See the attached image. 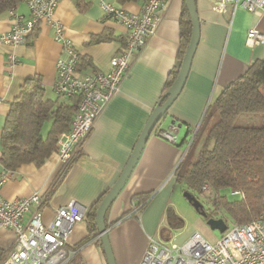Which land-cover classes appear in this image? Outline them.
I'll return each mask as SVG.
<instances>
[{"label": "crops", "instance_id": "crops-1", "mask_svg": "<svg viewBox=\"0 0 264 264\" xmlns=\"http://www.w3.org/2000/svg\"><path fill=\"white\" fill-rule=\"evenodd\" d=\"M27 1L14 8V15L10 10L1 15L0 36L12 29L17 15L29 18ZM109 1L129 12L140 13L147 0ZM196 3L201 39L187 82L168 116L157 127L159 131H171L175 120L178 130L173 132L177 142L169 141L154 130L131 177L106 216L118 264H140L151 238L170 241L174 230L182 227L178 221L182 216L173 206L172 193L176 187L175 170L190 146L184 147L190 128L201 123L209 104L226 86L245 74L253 63L264 59V43L255 47L246 44L250 28L257 27L264 32V13L237 10L224 14L209 0H196ZM185 5V0H168L156 33L131 58L129 75L98 117L80 156L66 171L63 172L56 152L41 166L25 163L13 171L6 170L0 161V174L7 175L1 188L5 198L26 197L35 192L43 194L40 209L46 222L71 200L77 201L88 214L118 179L166 89L170 73L179 64ZM54 17L65 26L66 35L85 58L81 61V74L110 69L112 57L125 45L127 29L124 25L106 16L97 1L61 0ZM98 36L106 39L98 40ZM11 54L17 57L15 64L10 62ZM64 55L63 45L55 39V29L48 21H42L23 44H6L0 40V138L11 102L27 79L41 76L47 97H58L54 91L57 61ZM87 62L89 64L83 65ZM144 194L151 196L145 209L121 218ZM170 207L178 217L169 218ZM88 234L87 219L74 226L69 244L81 249L79 259L73 263L107 264L97 239L99 234L85 241ZM0 235L1 259L13 246L15 237L11 229H1Z\"/></svg>", "mask_w": 264, "mask_h": 264}, {"label": "built area", "instance_id": "built-area-1", "mask_svg": "<svg viewBox=\"0 0 264 264\" xmlns=\"http://www.w3.org/2000/svg\"><path fill=\"white\" fill-rule=\"evenodd\" d=\"M60 1L28 0L29 18L17 15L12 29L2 33L0 40L6 44H23L42 21H48L55 29V39L63 45L65 55L57 61L54 91L61 98L80 96L70 128L62 132L58 140L56 154L64 172L78 159L98 117L129 75L131 58L156 33L168 0H147L140 13L129 12L109 0H88L97 1L106 16L124 25L127 35L122 50L112 57L108 71L87 74H81L77 68L81 53L66 35L65 26L54 17ZM209 1L224 14L237 10L257 15L264 13V0ZM10 12L15 14L14 9ZM263 43L264 32L257 27L247 31L246 44L249 47ZM10 62H17L14 54L10 55ZM176 130L178 127L173 125L171 131H163L161 135L176 143L177 135L173 132ZM6 180L7 175L0 174V230L11 229L15 239L0 264H74V256L81 247L70 245L69 236L77 223L87 219L83 207L71 200L59 207L53 219L46 222L40 209L43 194L35 192L30 196L7 199L1 192ZM235 193L243 195L240 191ZM225 232L214 242L207 240L200 231L184 242L151 238L140 264H264V217L233 223Z\"/></svg>", "mask_w": 264, "mask_h": 264}, {"label": "trees", "instance_id": "trees-1", "mask_svg": "<svg viewBox=\"0 0 264 264\" xmlns=\"http://www.w3.org/2000/svg\"><path fill=\"white\" fill-rule=\"evenodd\" d=\"M22 1L0 0V17ZM191 32V18L185 5L181 17L179 64L170 73L161 99L178 74ZM96 39L106 37L98 36ZM82 59L85 58L80 54L79 70ZM86 64L89 63L83 65ZM79 102V95L67 99L59 96L49 98L41 76L27 79L11 102L0 138V161L5 169L13 171L31 162L43 165L57 151L61 133L69 130ZM242 113L264 114V59L253 63L245 74L226 86L209 104L201 123L190 128L193 137L189 149L174 174L176 182L183 185L186 191L194 196L198 193L207 195L209 202L216 209L226 210L234 223L264 217V124H238L237 119ZM47 123L50 127L44 133ZM157 127L155 130H158ZM159 132L162 134L163 131ZM222 189L240 191L243 195L240 200L230 201L220 193ZM107 192L99 197L87 214L89 234L85 241L95 239L99 234L96 212ZM150 200L149 194L140 195L138 203L121 218L144 210ZM168 212L169 218L178 217L174 208L170 207ZM210 217L208 214L205 218ZM178 221L181 226L184 225L183 218L178 217ZM97 239L102 246L101 240ZM79 255L80 251L75 254L74 260H78Z\"/></svg>", "mask_w": 264, "mask_h": 264}, {"label": "water", "instance_id": "water-1", "mask_svg": "<svg viewBox=\"0 0 264 264\" xmlns=\"http://www.w3.org/2000/svg\"><path fill=\"white\" fill-rule=\"evenodd\" d=\"M185 3L191 18L192 32L189 44L181 61L178 74L173 84L166 92L165 97L160 99L153 109V112L143 128L121 174L103 197L97 208L96 224L107 264H118L110 240V228L106 221L107 213L131 177L150 136L153 134L157 125L168 116L171 105L181 94L187 82L193 59L201 39V22L197 10L196 0H185ZM175 122L176 121L174 120L172 124L175 125ZM181 125H179V127H181ZM184 195L201 215L204 217L208 216L207 212L204 210L203 203L196 196L189 191H185ZM207 223L212 229H219L222 233H224L228 228L224 218L210 217L207 219Z\"/></svg>", "mask_w": 264, "mask_h": 264}, {"label": "rangeland", "instance_id": "rangeland-1", "mask_svg": "<svg viewBox=\"0 0 264 264\" xmlns=\"http://www.w3.org/2000/svg\"><path fill=\"white\" fill-rule=\"evenodd\" d=\"M238 124L242 125H262L264 124V114L261 113H242L237 119ZM50 123H47L44 129V133L48 131ZM185 134V132L181 131ZM192 133L187 136L188 142L184 145L186 147L192 140ZM176 185L172 193L173 206L182 216L185 223L182 227L174 230L173 239L179 242L186 241L194 232L200 230L210 242H214L220 239L225 233H222L219 229H212L207 223V219L199 213L192 205V203L185 197L184 192L186 191L184 186L178 182H174ZM221 194H225L230 201L240 200L241 194L235 193L232 189H222ZM198 199L203 203L204 210L210 214L213 218H224L228 225L234 223L229 214L224 209H216V207L209 202L207 195L196 194Z\"/></svg>", "mask_w": 264, "mask_h": 264}]
</instances>
